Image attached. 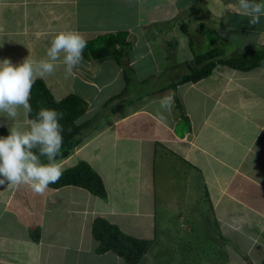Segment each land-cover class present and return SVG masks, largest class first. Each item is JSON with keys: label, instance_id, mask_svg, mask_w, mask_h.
I'll return each instance as SVG.
<instances>
[{"label": "crops", "instance_id": "obj_1", "mask_svg": "<svg viewBox=\"0 0 264 264\" xmlns=\"http://www.w3.org/2000/svg\"><path fill=\"white\" fill-rule=\"evenodd\" d=\"M31 2L0 0V60L10 58L17 64L30 53L34 60L45 58L51 38L59 30H76L85 39L128 30V37L138 39L131 52L140 50L148 59L145 63L149 66H145L137 57L129 58L130 65L142 73L140 81L144 82L140 84H144L159 71L179 78L186 72L183 64L194 58L193 46L207 38L212 45L209 49L220 50L221 55L264 48V16L259 24L250 25L238 0H71L69 8L64 1L59 5V0H51L54 8L49 5L46 14ZM65 9L69 14L64 19ZM190 12L194 17L188 15ZM27 28L32 29L28 38L24 37L25 31L21 32ZM212 28L218 34L216 41L209 31ZM178 29L184 36H194L192 45L189 39H183L190 51L184 60L176 58V48L180 46ZM235 32L244 36L251 33L260 47L233 49L228 37H234ZM165 34L177 39L174 43L165 40ZM62 59L61 56L55 62V72L43 79L57 99L73 93L88 102L77 123L95 119L84 130L81 145L57 162L65 170L80 160L87 161L102 176L107 196L99 197L77 185L48 186L43 194L33 192L27 185H0V264H128L113 251L96 252L98 242L92 234L96 217H105L133 236L154 239L151 250L167 242L163 236L157 238L160 229L166 234V229L158 227V211L166 212L162 206L173 211L177 220L174 230L182 242L181 220L188 224L193 212L201 217L199 204L204 199L218 225V213L225 217L223 225L228 233L235 231L254 237V241L264 235V66L240 71L217 64L208 77L179 84L177 94L183 115L175 106L174 90L169 88L138 92L134 97L146 95L145 104L122 103L120 108L115 107L116 112L124 107H129L130 112L110 111V117L104 113L96 121L98 109L88 99L93 92L89 86L98 83L103 71L111 73L117 67L122 72L121 67L114 59L83 56L73 74L66 76ZM178 67L183 68L182 74L174 70ZM145 70L153 72L147 74ZM124 77L120 92L126 91ZM75 80L84 83L85 95L64 90ZM181 89L187 93L185 98ZM115 90L116 87L114 95L119 93ZM165 96L173 103L161 120L159 102ZM4 119L0 117V121ZM29 120L21 109L12 123L27 128ZM96 122L99 126L92 127ZM105 165L111 176L104 175ZM35 229L40 230L38 240L31 236ZM223 233L220 229L219 236ZM237 237L235 243L241 242ZM262 247L263 244L259 254L263 249L264 262ZM156 261V254L149 252L143 263Z\"/></svg>", "mask_w": 264, "mask_h": 264}, {"label": "clouds", "instance_id": "obj_2", "mask_svg": "<svg viewBox=\"0 0 264 264\" xmlns=\"http://www.w3.org/2000/svg\"><path fill=\"white\" fill-rule=\"evenodd\" d=\"M238 5L249 18L250 25L260 23L264 16V2L238 0ZM86 47L87 40L80 32L65 29L52 36L45 58L34 60L29 50L30 54L17 64H13L10 58L0 60V114H3L0 117L5 118L0 121V127H6L8 131L6 136H0V185L10 188L27 185L33 192L43 194L49 184L61 178L63 170L57 157L61 155L63 145L62 113L38 107L27 128L17 127L12 122L21 109L26 115L32 113L29 101L35 81L52 75L55 62L61 56L65 74L71 76L74 68L81 64ZM172 103L170 97L161 98L159 119L166 118L163 113L171 111Z\"/></svg>", "mask_w": 264, "mask_h": 264}, {"label": "trees", "instance_id": "obj_3", "mask_svg": "<svg viewBox=\"0 0 264 264\" xmlns=\"http://www.w3.org/2000/svg\"><path fill=\"white\" fill-rule=\"evenodd\" d=\"M209 31L213 34L212 39L216 41L218 37L217 32L213 28ZM128 34V30L98 34L93 38L86 39L87 47L83 52L85 58L94 57L98 60L114 59L118 66L124 69L127 85L130 83V78L128 76L129 70L133 69L128 58L129 49H131V43L127 40ZM188 36L190 44L192 45L194 39L191 38L190 35ZM193 55L194 58L192 61L183 64L186 66V72L177 80H173L167 85L156 89L164 91L171 88L174 90L175 106L180 110L181 115H183L184 111L177 94V87L179 84L197 82L202 78L208 77L217 64H224L240 71H250L256 67L264 66V48H251L243 52H235L230 56L221 55L220 50L210 49L203 53L196 52L193 49ZM125 89H127V87ZM124 91L110 97L105 105L123 94ZM29 102L33 109L32 113L28 114L30 119L35 116L38 107L54 109L62 113L60 123L63 126V145L61 155L58 156L57 159L68 157L76 147L81 145L84 130L87 129L95 119V117H92V119L77 123V119L86 112L88 102L83 97L73 93L61 99H57L43 78H38L33 84ZM7 134V128L0 127V136H6ZM65 185H77L86 188L94 195L102 198L107 196L102 176L85 160H80L74 166L63 170L61 178L56 183L49 184L52 188ZM216 224L218 223L216 222ZM92 234L98 242L96 247L97 253L101 254L107 251H113L128 264H142L146 261V256L154 242V239L140 238L128 234L117 224L110 222L102 216H98L94 219ZM220 235L222 236V234ZM31 236L34 240H38L40 237V230L35 229L31 231ZM262 264H264V262Z\"/></svg>", "mask_w": 264, "mask_h": 264}, {"label": "rangeland", "instance_id": "obj_4", "mask_svg": "<svg viewBox=\"0 0 264 264\" xmlns=\"http://www.w3.org/2000/svg\"><path fill=\"white\" fill-rule=\"evenodd\" d=\"M31 1H32L31 3L33 4L32 6L38 5L37 6L38 9L40 10L42 9L41 10L42 14H46L49 5H51L52 8H54L52 4L53 2L52 3L50 2L51 0H37L36 2L34 0H31ZM59 1H60L59 5L60 3L64 1L66 5L68 6L69 5L68 3H70L71 0H59ZM63 13H64L63 17L65 19L68 16L69 12L67 9H65ZM188 15L190 17H194L191 12ZM194 22L195 21H192V23ZM176 24L178 27L179 21H176ZM171 26L172 25L170 24L167 27L170 28ZM24 31L26 32L24 34V37L26 38H28L32 33L31 32L32 29L30 28L22 30L21 32H24ZM189 31L192 33L195 32L194 29H189ZM178 33L180 34L178 35L179 40H180V43H179L180 46L176 48V58L180 60H184V58L188 56V54H190V51L188 50V47H189L188 43H183V39L184 38L189 39V37L184 36L179 29H178ZM238 34L236 33L234 37H228L229 38L228 42L229 44H232L231 47H233V49H237V48L244 47V46L260 47V45L255 44L254 38L256 37L250 36L251 33H245L246 34L245 36L243 34H239V35ZM168 35L169 34H165L164 36L166 38L165 40H167ZM191 38H194V36H191ZM176 39L177 38L174 36L171 38L170 42L174 43ZM196 39H198L197 36H196ZM209 39L210 38H207L206 41L204 43H201L200 45L196 44L195 46H193V49L196 52H203V53L207 52L208 49L210 48L209 46H212ZM127 40L131 43V49L135 48L133 42L135 40L138 41V39H136L134 36H131V37L129 36L127 37ZM140 45H142V49H143L144 44L141 43ZM136 48H140V47L138 46ZM131 49H129L128 58H130L131 55L135 56L137 57L138 62L140 64L143 62L145 63V61L148 60L142 57V55L140 54V50L131 52ZM146 65L147 63H145V66ZM180 68L181 67L174 68V70H176L177 73H180L183 70V68L181 69ZM121 69H122V72H120V70L117 67H115V70L112 71L111 73H106L105 71H103L101 75L97 78L98 83L95 84L94 86H89V90L93 92L89 95L88 99L90 100V102H92L93 100L92 103L97 105V109H98L97 111L98 117L96 118V121L98 120L99 117H104V113L106 114L107 117H110L111 116L110 111L111 113L114 112L116 114H120V113L125 114V113L130 112L131 109L129 107H124L122 111H119V112H116L115 107L120 108V105H122V103L124 105V104H127L128 102L143 105L145 104V100H146V98H143V97H145L146 95L141 96V97H134L137 95L136 93L145 92V91H154L158 89L159 87L167 85L169 82L178 79L174 73L170 72V74H168L165 71H159V72H155L156 76L154 78H151L149 81L146 80L145 82L147 83L140 84L144 82V81H140L142 80L141 78L142 73H139L137 71L139 70V68L134 69L133 67L134 70L133 69L129 70V73H128V76L130 78V83L128 85L126 83L127 89L125 93L123 92V94H121L122 96L120 95V97H118L117 100L113 99L108 104L103 106V104L111 97V95L115 94L112 92V90L115 87H116V90H115L116 92L118 91L120 92L122 90V78L125 76V74H124V69L123 68ZM183 71L180 74H182ZM152 72L153 71H149L146 73L149 74ZM115 76H116V81H114ZM172 77L175 79H173ZM124 79L126 78L124 77ZM82 88H86L84 83L81 80L79 81L75 80L73 84H70L69 87H66V89L64 90L73 89L78 94L79 92L84 94L82 91ZM63 92H70V91H63ZM180 92H181L182 98H185L187 95L186 91H183V89H181ZM177 93H179V91H177ZM174 101H175V98H174ZM174 103L176 104V102ZM174 112L177 113L175 109H174ZM178 116L181 117L180 115ZM97 124L98 122L92 125V127L99 126ZM41 160L45 162L46 158L43 157L41 158ZM103 170L105 172L104 173L105 176H109L110 174H112V172L109 170L108 166L106 165L103 167ZM109 188H110L109 191H111V187ZM109 195H111V193H109ZM196 197H194L195 200H197ZM203 201H200V204H199L200 205L199 212L201 214V217L198 213L193 212L191 214L192 220L189 219V221L192 223L189 222L187 224L185 220H181L180 223L182 225H180V227L182 229H181L180 237L183 236L182 242L179 241V233L177 234V230H174V224L176 223L177 220H175L176 219L175 217L173 218L174 216L173 211L172 210L167 211V209L164 210L162 205H158V207L162 206L163 211H166L165 213H161L158 211V215H157L158 227L159 228L163 227L164 229H166L165 232L167 235L163 234L160 229L157 233V238H159V236H163V238H165L167 242L165 243L163 242L162 244H156L155 248L149 250V252H153V254H156L157 261L154 264H262L263 263L262 261L263 249L260 254L259 252H260L261 244H263L264 246V237H263L264 235L258 236L256 241H254V237L249 238L246 235H241L235 231L228 233L229 230L227 231V228L224 227L223 225L225 217H223L221 214L217 212L220 225L216 224V220L214 219L215 215H214L213 210L212 209L207 210L208 206L205 204V201H208V200L204 199ZM209 207H211V205H209ZM161 216H164L163 222H162ZM220 229L222 230V233L224 232L221 237L219 236ZM256 233H258V230H256ZM230 234H233V236L235 237H233ZM237 236H239V239L241 242L235 243L237 242V238H238ZM238 245L240 248L238 247ZM237 249H240L241 252ZM72 263L73 262H69L68 264H72Z\"/></svg>", "mask_w": 264, "mask_h": 264}]
</instances>
